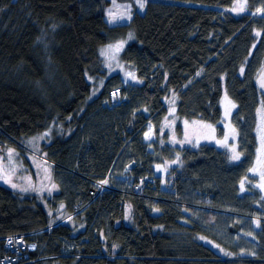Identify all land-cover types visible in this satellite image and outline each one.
Instances as JSON below:
<instances>
[{
  "label": "trees",
  "instance_id": "trees-1",
  "mask_svg": "<svg viewBox=\"0 0 264 264\" xmlns=\"http://www.w3.org/2000/svg\"><path fill=\"white\" fill-rule=\"evenodd\" d=\"M146 1L129 24L111 25L112 0H0L3 154L13 150L27 166L28 155L48 161L59 192L47 201L72 216L60 223L38 193L0 184V237L19 233L35 245L32 261L20 264H264V199L241 188L264 108V0H247L239 16L228 10L236 0ZM129 35L121 59L135 77L126 86L112 75L94 96L106 75L103 47ZM116 88L120 103L104 107ZM225 93L237 106L240 161L161 135L173 108L179 139L190 120L222 136ZM44 134L50 142L34 151L29 141ZM160 165L170 166L164 178ZM147 177L155 184L140 188ZM104 181L109 188L93 199Z\"/></svg>",
  "mask_w": 264,
  "mask_h": 264
},
{
  "label": "rangeland",
  "instance_id": "rangeland-1",
  "mask_svg": "<svg viewBox=\"0 0 264 264\" xmlns=\"http://www.w3.org/2000/svg\"><path fill=\"white\" fill-rule=\"evenodd\" d=\"M141 3H143V7H140ZM146 3V0H136L135 5H133L131 3H120L117 0H112L111 4L106 10V19L111 25L129 24L136 11L140 13L145 12ZM241 8H243V10H241ZM228 10L231 11L234 15H242L247 10V0H236L231 8H228ZM260 10L261 11L258 12H264L263 8H261ZM131 38L132 35H129L127 39L117 40L103 47L102 56L105 61L104 65L106 68V75L103 77L104 79L99 81L97 84L94 82V96L98 95L103 90L106 79L112 75L121 76L123 84L126 86L129 84V81L135 77L134 72L121 59V53L128 43L129 39ZM114 90L115 91L111 92L110 95L111 101L109 100L108 102H105L104 107L106 106L108 108H112L114 107V105H118L120 103V88H116ZM221 107L223 112L222 124L224 127V134L222 136L218 133V129L214 124L202 120H190L183 122V136L179 139L177 134L175 133V129L178 124V117L176 115L175 109L173 108L169 113L170 117L162 126L161 135L167 132L169 134L170 144L174 146L196 147L205 143L214 145L220 149L227 150L230 153L232 159L234 156H239V159H233V161L238 162L241 159V153L238 146V130L233 123V117L236 112L237 106L234 101L225 93L221 101ZM257 134L258 155L255 159V164L251 169V178L245 179L241 184V188L243 192H250V190L253 189L260 191L264 199V187H261V185H264V178H262V174H264L263 107L259 108L258 110ZM144 139L147 142H151L154 139V125L151 122L148 123V129L145 133ZM45 141L48 143L50 142L44 134L35 136L29 142L31 143L30 145L34 151L40 152L41 144ZM150 149L153 150L152 147ZM13 152L14 151L11 150V155L10 153H8L5 157L2 152V156L0 158V184L8 185L13 189H29V192L38 193L42 199V203L47 208L48 212L51 215H56L58 219L62 218L59 221L60 223L70 220L72 216L65 217L66 211L63 203H59L56 205L47 201V199L52 198L56 193L59 192V188L55 186L52 175L45 174L47 171L50 172V170H48V168L46 167L49 166L50 168V163L48 161L39 159V157H35V155H28L32 156V165L27 166L24 164L23 158H21L20 156H13ZM17 152L19 151L17 150ZM17 152L15 151V154H17ZM29 168L31 169L30 172L27 170ZM169 169L170 166L167 165L156 166L155 174L156 176L164 178L166 174H168ZM141 181L143 183V188L148 184H155V180L150 177L142 179ZM246 185L249 186V188H247ZM98 186L99 189L102 190L103 188L107 189L109 187V184L104 181L102 183H98ZM165 186L166 185L163 184V188H165ZM259 203L262 206L263 203ZM196 206L198 209H207L204 205L196 204ZM208 209L214 208L208 207ZM183 211L187 215L191 214L187 209H183ZM34 248L35 245L32 244V247L29 251L30 258L21 263L32 261V251L34 250ZM218 251L223 255L225 254V251L220 246L218 248Z\"/></svg>",
  "mask_w": 264,
  "mask_h": 264
},
{
  "label": "built area",
  "instance_id": "built-area-1",
  "mask_svg": "<svg viewBox=\"0 0 264 264\" xmlns=\"http://www.w3.org/2000/svg\"><path fill=\"white\" fill-rule=\"evenodd\" d=\"M2 152V144L0 143V158L2 156ZM140 188H143L142 181ZM103 189H91V197L95 199L105 190ZM31 247L32 244L27 241L26 235L9 234L0 237V264H20L21 262L28 260L30 258L29 251Z\"/></svg>",
  "mask_w": 264,
  "mask_h": 264
},
{
  "label": "water",
  "instance_id": "water-1",
  "mask_svg": "<svg viewBox=\"0 0 264 264\" xmlns=\"http://www.w3.org/2000/svg\"><path fill=\"white\" fill-rule=\"evenodd\" d=\"M257 85H258L260 90L264 91V86H262V85H264V65H263V68L257 77Z\"/></svg>",
  "mask_w": 264,
  "mask_h": 264
},
{
  "label": "snow or ice",
  "instance_id": "snow-or-ice-1",
  "mask_svg": "<svg viewBox=\"0 0 264 264\" xmlns=\"http://www.w3.org/2000/svg\"><path fill=\"white\" fill-rule=\"evenodd\" d=\"M140 7H143V3L140 4ZM241 10H243V8H241ZM257 11H261L260 9H258ZM264 86V85H262ZM10 155H11V150H10ZM233 159H239V156H234ZM262 178H264V174H262ZM261 187H264V185H261Z\"/></svg>",
  "mask_w": 264,
  "mask_h": 264
},
{
  "label": "crops",
  "instance_id": "crops-1",
  "mask_svg": "<svg viewBox=\"0 0 264 264\" xmlns=\"http://www.w3.org/2000/svg\"><path fill=\"white\" fill-rule=\"evenodd\" d=\"M47 175V173H45Z\"/></svg>",
  "mask_w": 264,
  "mask_h": 264
}]
</instances>
